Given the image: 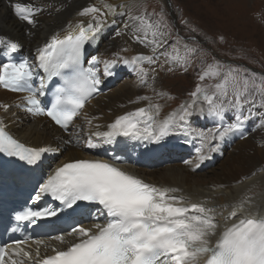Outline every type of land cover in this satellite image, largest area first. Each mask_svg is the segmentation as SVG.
Here are the masks:
<instances>
[{"label":"snow or ice","instance_id":"snow-or-ice-1","mask_svg":"<svg viewBox=\"0 0 264 264\" xmlns=\"http://www.w3.org/2000/svg\"><path fill=\"white\" fill-rule=\"evenodd\" d=\"M9 4L19 20L33 27L38 24L37 17L45 11L43 6L34 3L9 0ZM105 7L107 11L95 6L80 10L78 15L90 17L88 22L81 20L75 25L69 22L62 38L58 33L53 34L37 48L33 57L12 58V54L21 52L22 45L0 35V47L5 50V59L0 60V87L26 93L23 105L28 113L46 116L67 132L81 110L99 92L102 78L114 76L118 65L137 74L139 83L146 87L152 85L149 84V68L145 65H155L161 55L170 64L184 65L187 71L189 54L195 50L186 42L184 55L175 46H169L171 52L165 49L157 55V49L164 48L169 33L165 31L166 24L153 21L147 15L133 18L132 35L135 42L150 47L152 54L139 53L128 58L115 53L114 58L104 60L92 56L85 66V46L98 42V34L111 26L108 17L116 15L119 8L118 5ZM122 31L115 34L120 35ZM121 51L129 49L125 47ZM151 72L154 84L156 69L151 68ZM51 78H59L61 83L53 87V99L43 104L41 98L50 91ZM198 79L199 83L189 93L191 102L181 105L168 119L158 123L160 105L153 104L148 96H140L134 102L149 101L147 107L117 117L106 131L91 133L83 146L95 149L114 144L119 137L160 144L170 135H184L187 144L192 139L200 142L196 148L198 163L195 167L198 168L211 158V153L218 151L219 142L233 133L243 136L248 120L259 116L255 111L256 97L264 99V76L217 61L201 70ZM206 79L218 82L206 86L203 84ZM3 107L7 110L8 106ZM196 110L219 123L212 129L193 128L188 118ZM91 122L89 119V125ZM58 151V147H26L0 128V154L15 157L27 165L35 166L45 154ZM111 159L113 163L103 159L64 163L55 168L53 174L38 180L34 194L19 210H14L18 226L13 232L19 231L21 224L39 226L41 221L60 218L66 210H71L67 213L69 217L86 213L92 223L91 227H86L83 221H74L65 232L50 235L48 239L62 244L65 235H75L76 242L68 243L65 248H53V255L38 259L36 264H199L200 257L205 258L204 264H264V218L258 219L246 212L245 204L250 201L232 206V211L224 216L223 231L212 246L211 238L216 236L219 227L217 208L207 207V201L186 203L183 197L170 195L179 189L147 183L116 167V163L125 162L121 157L113 155ZM44 196L57 202L55 206L41 203ZM25 242L24 239L13 241L17 248ZM35 243L42 244L43 240L35 239ZM20 251L23 250L9 252L7 242L0 244V264H25L23 259L16 258ZM24 255L30 256V253L24 252ZM36 255L39 257V249Z\"/></svg>","mask_w":264,"mask_h":264},{"label":"bare ground","instance_id":"bare-ground-1","mask_svg":"<svg viewBox=\"0 0 264 264\" xmlns=\"http://www.w3.org/2000/svg\"><path fill=\"white\" fill-rule=\"evenodd\" d=\"M15 2L34 3L45 8V11L37 17L38 24L33 27L15 17L9 0H0V35L18 41L22 45L23 51L29 56L38 47L43 46L53 34L58 33L62 38L66 34L63 29L69 22L75 25L82 20L86 24L90 17L78 15V12L83 8L95 6L107 11L106 5H118V12L116 15L108 17L111 26L102 34H98V42L89 47L91 56H98L104 60L112 59L115 53H119L123 57L130 58L126 52L121 51L125 47L132 54L145 52V46L140 42H135L132 35L135 24L133 18L140 15L137 11V0H15ZM122 13H126V15ZM125 24H127V28H125ZM119 30H123L122 34L116 35L115 33ZM175 47L181 54V46L176 45ZM147 49L151 53L150 47ZM165 49H168L169 52L172 51L169 45L165 44L164 48L157 49L156 54L160 55ZM4 52V49L0 47V60L4 59L1 57ZM160 59L161 65H164L162 60L166 61L165 56L161 55ZM100 67L102 68V65ZM150 67L152 66H147L149 69ZM114 71L116 79L121 78L123 73L130 72L136 77V80L135 82L125 81L115 92L98 96L88 104L82 113V120L76 124L82 128V132L73 138L62 134L58 128L53 127L45 116H34L28 113L23 105L26 93L12 92L2 87H0V121H2L0 128L5 129L10 135L31 147H58L59 151L52 153L57 156L52 162L58 165L76 159L89 158L96 148L88 149L83 144L91 133L106 131L107 126L117 117L140 107H147L149 104V101L134 102L137 97L144 96V90L147 88L139 83L137 74L123 65H118ZM152 75L149 72V84H152ZM107 78L102 79L106 81ZM156 82L157 77L154 84ZM5 105L8 106L7 110L3 107ZM160 116L159 113L156 118ZM193 117V125L197 127L199 124L201 129H212L215 124L219 123L212 117L201 116L198 110L194 111ZM89 119L92 121L91 125L88 123ZM252 123L249 120L246 126L252 125ZM96 125L100 127L97 128ZM185 139L186 137L172 139L170 135L160 144L143 142L138 150L140 152L143 149L140 156L145 165L133 168L132 171L145 182L160 188L179 189L178 192L170 193V195L183 197L186 203L200 204L207 201V207L217 208L216 220L219 222V227L216 230V236L211 238L212 246H215L223 231L224 216L232 211L234 204L248 200L250 203L245 204L246 212L258 219L264 218V163H262L264 151L260 154L255 141L250 136L244 137L239 133H233L226 137L223 143L219 142L218 151L211 153V158L200 163L197 168L195 167L198 163L196 148L200 142L192 139V142L187 144L184 142ZM71 141L77 142V146L71 144ZM213 142L217 143V141ZM227 145L231 147L230 151L226 147ZM166 146L170 148H166ZM104 147L106 145L100 146L98 149L105 152ZM183 149H188L186 153L192 158L182 157L185 158L181 159L183 162L177 160L172 163L164 159L165 154L169 151H177L182 154ZM185 161H189V163ZM152 163H154V169H148L146 164ZM206 171L212 173V183H206V180L200 182L194 180L198 173L203 174ZM220 212H223V215H220ZM62 245L64 246V243ZM51 247L58 248V243L51 244V246L44 245L41 251L39 249V254L42 251V253L47 251L48 255L53 254ZM36 258L35 250L33 259ZM204 260V257H200L199 264H204Z\"/></svg>","mask_w":264,"mask_h":264},{"label":"rangeland","instance_id":"rangeland-1","mask_svg":"<svg viewBox=\"0 0 264 264\" xmlns=\"http://www.w3.org/2000/svg\"><path fill=\"white\" fill-rule=\"evenodd\" d=\"M136 6L140 15H147L151 20H159L167 25L165 31L169 35L166 37V45L181 46V55H184L183 46L186 42L189 48L195 50L189 54L187 71L184 65L170 64L164 60V67H161V59L152 65L157 71V82L150 83L151 87H145L144 96H148L153 104L160 105L161 116L156 118L157 122L168 119L172 113L179 111L181 105L191 102L189 93L199 83L198 73L217 61L264 76V0H137ZM144 49V54H152L147 47ZM126 53L130 58L139 54H132L130 51ZM145 66L147 68L149 65ZM125 73L129 74H125L119 85L106 89L107 94L118 90L125 81L135 82L133 74ZM217 82L216 79H206L203 84L207 86ZM157 93L163 95L159 96ZM256 101L261 111L259 115L264 116V111L261 110L264 108V99L257 96ZM188 119L193 127V115ZM249 120L255 124L252 118ZM243 132L244 137H248L245 128ZM179 136L184 135H177L178 138H183ZM249 136L255 141L261 154L264 151V124ZM226 147L231 150L230 146ZM181 159L185 158H180L179 161ZM148 166L146 165L148 169H154V166ZM212 178V173L206 171L198 173L194 180L212 183Z\"/></svg>","mask_w":264,"mask_h":264}]
</instances>
